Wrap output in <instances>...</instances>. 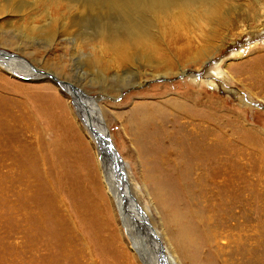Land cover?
<instances>
[{
  "label": "rangeland",
  "instance_id": "rangeland-1",
  "mask_svg": "<svg viewBox=\"0 0 264 264\" xmlns=\"http://www.w3.org/2000/svg\"><path fill=\"white\" fill-rule=\"evenodd\" d=\"M11 1L0 0V6H7ZM159 1L163 3L165 0ZM180 1L190 3L182 8ZM192 1L166 0L171 5L167 8L162 5L155 12L149 7L150 0H114L110 5L103 0H83L99 5L90 6L89 15L85 14L81 19L85 20V24L79 32L82 34L76 35L75 46L72 40L58 39L56 43H50L52 32L39 31L47 26L49 14L60 19L61 11H67L65 0H25L22 14L8 12V9L1 15L4 10L0 8V51L10 57L3 62L12 68V62L23 60L41 75L53 80L55 85L51 84L53 88L50 90L46 83L34 78L23 79L0 67V264H146L134 253L133 241L128 239L122 223V218H132L134 227L142 228L135 229L139 245L145 243L148 236V248L155 246L154 239L158 237L149 220L147 228H139L142 210L135 206L140 203L142 207L148 206L149 200L141 183L143 178L136 176V188L128 192V202L122 210L114 208L104 182L106 175L102 160L95 155L87 132L80 127L83 124L81 117L86 124L89 123L86 122L87 116L93 121L103 117L114 146L123 158L125 152L121 145H126V141L118 136L120 124L118 120H113L114 113L127 112L133 100L134 103L158 101L160 96L173 100L176 94L188 98L190 104H197L195 108L212 113L209 119L213 122L212 126H205L212 129L207 143L212 141L216 148L213 146L215 150H208L209 156H216L217 181L229 199L231 209L227 212L228 216L234 218L232 231L219 229L216 233L215 247L220 246L223 250L221 261L228 260L229 247L225 241L233 234L243 238L249 246V253H256V257L259 256L257 262L264 264V103L249 99L245 88L235 83L219 80L217 87L209 86L206 83L207 74L195 72L198 67L194 65H190L184 75L171 74L167 78L151 79L148 73L152 70L148 65L131 72L132 75L125 73L123 68L121 72L124 76L120 74L115 79L107 77L114 72L110 69L114 65V54L99 36L100 32L105 36L109 32L129 35L137 29L150 37L146 42L130 38V43L126 38L127 49L146 48L145 55L156 62L170 59L169 52L174 47L170 40L172 35L188 38L191 31L202 30L213 17H210V5L201 0ZM253 2L224 0L223 7L246 4L253 13ZM16 5L14 7H19L21 3ZM178 15L181 21L176 23ZM141 24L146 29L140 27ZM236 24L237 21H230L219 31L236 39L240 31ZM59 25L60 20L55 25L56 30ZM34 27L37 30H31ZM47 33L52 35L49 37ZM262 33L257 34L254 40L246 36L236 39L235 45L245 55L257 47L263 50L253 53L254 56L258 52L264 53ZM72 48L75 49V56H72ZM227 48L221 55L228 53ZM252 57L242 61L247 62ZM88 61L93 69H89ZM138 62L137 58L133 59L135 65ZM135 65L133 68L126 67V71H132ZM57 66L62 72L54 73ZM167 67L177 71V66L167 63ZM167 67L163 65L156 70L164 73ZM212 69L208 72L213 73ZM194 73H197L194 78L201 84L191 78ZM54 76H58L61 83L54 81ZM82 78L96 87H82ZM115 83L118 88L125 85L122 93L107 91ZM64 84L80 99L60 91L59 87L63 89L61 86ZM192 91L197 93L190 94ZM255 92L258 93L259 89ZM209 94H215L214 100L227 99V107L212 108L208 103ZM83 103L85 112L78 108ZM69 105L73 110L68 108ZM68 116L72 124L66 118ZM73 127L82 136V141ZM135 168L132 166L133 170ZM138 170H141L140 166ZM124 180L122 177L121 185L128 189ZM158 241L161 243L162 240L158 238ZM162 244L166 248L164 242ZM157 255L162 258L159 262L170 264L161 252Z\"/></svg>",
  "mask_w": 264,
  "mask_h": 264
},
{
  "label": "bare ground",
  "instance_id": "bare-ground-1",
  "mask_svg": "<svg viewBox=\"0 0 264 264\" xmlns=\"http://www.w3.org/2000/svg\"><path fill=\"white\" fill-rule=\"evenodd\" d=\"M24 1L25 0H12L7 6L1 5V10H4L1 15L7 13L8 9V12L21 13V10L24 8ZM103 1L108 5L114 3V0ZM150 1L149 3L151 5L149 6L148 3V6L152 7L155 12H157L162 5L164 8L171 5L169 2V4L166 3V0L164 1L165 3L163 1V3H161L159 0ZM201 1L210 5V17L212 15V19L207 22L206 27L202 30L191 31L188 38H182L177 34L170 35V40L174 47L172 52H169L170 59L167 58L161 62L149 60L144 52L146 48H144L145 50L142 48L136 50L134 47L131 49L125 47L126 38H128V43H130V38H137L143 41L148 40L147 38H149L150 35L144 32H139L136 31L137 29H134V32L129 35L119 34L121 36L113 32H109L107 36H105L106 34L100 32L101 34L99 33V36L104 40L105 45L110 48L108 49H112L114 54V65L110 68L114 72L111 76L107 77L115 79L120 74L124 76V74H122L123 72H121L123 68L125 73L130 72L132 75L131 72H137L140 68H143L144 65H148L152 70L148 73L151 79L167 78L171 74L174 76L184 75L187 69L190 68V65H194L198 67L195 72H204L203 74H207L208 78L206 79V83L209 86L217 87V81L219 80L235 83L245 88L249 99L253 101H262L264 103V53H260L263 49H259L258 47L253 48L250 53L245 55V53L240 50V47L238 48L235 45L237 43L236 39H241L244 36L249 37L250 40H254L260 32H263L262 34L264 35V0H254L255 2H253V4L255 11L253 10V13H250L249 6L246 4L243 5L242 3V5L223 7L224 0ZM17 2H20L21 5L19 7H14L17 6ZM179 3H181L180 5L183 8L184 4H189L190 1H180ZM65 5L67 11H61L63 12L60 16L61 18L59 19V17L57 18L49 14L47 26L41 28L39 31L45 33L49 30L52 32L53 35L47 33L49 37L52 35L50 43H56L58 39L61 41L72 40L75 46L77 45L76 35L80 34V30L85 24V20L83 19L82 21L81 19L85 14L89 15L90 6L99 5V3L83 2V0H65ZM24 13L26 14L27 11ZM21 17L24 16L22 15ZM191 17L194 18V16ZM59 20L60 28L56 30L55 25ZM175 20L176 23H179L181 21L180 15L176 16ZM230 21L238 22V24H236L238 26L237 30L240 31L236 39H232V35L229 33L221 34L219 31V29L228 26ZM134 27L136 28V26ZM140 27L145 28L142 24ZM183 28L185 29V26ZM227 29L226 31L228 32L229 30ZM31 30L37 29L34 27L31 28ZM23 40H25V38ZM15 45L18 46V44ZM131 45L132 44L128 46ZM226 48L228 53L221 55ZM72 50V56H75V49L72 48ZM257 51L260 52L254 56L253 53ZM152 54L155 55L156 52L152 50ZM250 56L253 57L247 59L248 63L242 61ZM8 58L10 57L6 53L0 51V67L4 68L9 74L18 75L23 79L34 78L35 80H39L38 82L46 83L45 86L49 89L53 88L52 85L55 86L54 83H52L53 80L50 81V79L41 75L38 70L30 67L27 62L23 60L19 59V61L12 62L13 67L11 68L8 64L3 62V59ZM134 58H137V61H139L137 65L133 63ZM167 63L171 66H177V71H172L171 68H168ZM87 65L89 69H93L90 67L92 64L89 61ZM133 65L135 66L132 71H126V67L133 68ZM163 65L168 69H166L164 73H159L156 69ZM211 68L214 70L213 73H210V71L208 72ZM56 69L57 71H54V73L62 72L59 70L58 66ZM80 75L83 76L81 72ZM103 75L106 76L105 74ZM100 76L101 75H99V77ZM194 76H197V73H194L191 78L194 79L198 85L201 84ZM55 79L54 81L61 83L58 76H56ZM81 82L82 87H96L94 83L90 84L86 78H82ZM141 83L142 82H138V84ZM113 84L108 88V92L115 91L116 94H119L126 88L125 85H121L123 87L118 88L116 83L115 86ZM61 87L64 90L60 89V87L59 90L68 92L70 97H79L72 92L66 84ZM162 88H165V86ZM256 89H259L258 93L255 92ZM103 90L104 89H102V91ZM195 93L197 92L192 91L190 94L195 95ZM199 94L200 92L198 95ZM209 95L208 103L212 108L215 109V106L220 109L222 107H227L225 105L227 99L222 100L217 98V100H214L215 94ZM173 96L176 97V99H171L172 101L165 98V96H160L157 98L158 101L154 100L151 102L144 101L134 103L133 100L127 112L114 113L113 120H118L120 124L118 136L120 138L124 137L126 141V145H121L125 152L123 158L119 155L116 149L117 147L114 146L113 137L110 135L108 125L105 123L103 117L99 118V116L98 121L95 120V122L92 118L87 116L86 122H89L88 124H86L85 119L81 117L83 124L80 125V127L87 132L89 136L88 139L95 150V155H97L98 159L100 158L102 160V168L106 175V180L104 182L107 184V191H110V193L109 191L107 193L110 195L111 203H113L114 208L117 207L119 211L122 210L124 204L128 202V192L130 193L132 188H136V176L143 178L141 183L144 190H142L147 195L149 201L146 200L148 206L145 205L142 207L140 206L141 203L138 204V206L135 205L138 210H142V214H140L142 215V224L139 223V228H147L149 220L155 231L156 237L164 242L166 248L163 247L162 241L159 243L158 238L154 239L155 246H149L148 248V236L145 237V243L140 246L139 237L135 230L137 227H134L133 220H131L132 218L129 219L123 216V222H121L123 223V228L126 231L128 239L133 241L132 247L135 249L134 253L140 256V260L145 261L146 264H163L162 261L159 262V260L162 259L157 255L159 252L166 256L164 258L167 259L170 264H259L260 262H257L259 256L256 257V253L250 251L253 253V255H251L246 241L244 242L243 238L236 237L233 234L231 238L225 241L227 248L229 247L228 260L224 262L221 261V251L223 250L220 246L217 248L215 247L214 242L216 233L223 229L232 231L234 227L232 221L234 218L232 219L228 216L227 212L231 209L229 199L225 192L221 190V183L217 181V159L216 164H214V158L216 156H209L210 152L208 150L210 148L215 150L216 148V146L212 145V141L210 144L207 143L212 131V129L208 127L212 126V120H209L211 119L212 115L210 114L212 113H206V110L195 108L197 104H190L188 98L177 94ZM134 98H136V96ZM240 102H242V100H240ZM83 104H78V108L80 107V109L85 112L86 106ZM68 108L73 110L70 105ZM202 111H205V113ZM106 113L107 111L105 114ZM66 118L68 119L69 116ZM68 120L70 121V119ZM206 124H208V126H205ZM76 130L77 129L74 131L78 139L82 141V136H79L80 133ZM213 146L215 148H213ZM138 165L141 167L140 171L138 170ZM132 166H135L136 170H133ZM142 169L144 171H142ZM122 177L125 179L124 183L128 184V189L125 188V185H123L124 187L121 185L122 182L120 180ZM114 178H116V183H114ZM137 193L138 192H136V194ZM142 199H144V197H142ZM133 200L135 199L133 198ZM125 212H127V210L124 211V213ZM156 214L157 216H155ZM140 229H137V231ZM161 250H163L165 254ZM252 261H255V263Z\"/></svg>",
  "mask_w": 264,
  "mask_h": 264
}]
</instances>
